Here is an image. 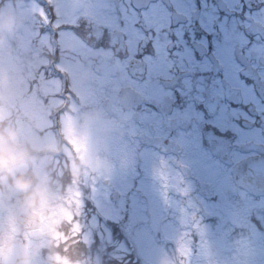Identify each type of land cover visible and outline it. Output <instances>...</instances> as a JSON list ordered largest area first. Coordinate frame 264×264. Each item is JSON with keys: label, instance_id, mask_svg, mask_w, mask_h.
<instances>
[{"label": "flooded vegetation", "instance_id": "af4514ba", "mask_svg": "<svg viewBox=\"0 0 264 264\" xmlns=\"http://www.w3.org/2000/svg\"><path fill=\"white\" fill-rule=\"evenodd\" d=\"M50 6L44 16L58 24L45 45L46 76L74 89L65 31L83 61L103 48L107 146L152 173L168 220L189 229L191 243L199 231L190 228L208 221H222L233 240L264 233V0H107L101 29L61 23ZM171 243L172 256L188 255Z\"/></svg>", "mask_w": 264, "mask_h": 264}, {"label": "rangeland", "instance_id": "374dc122", "mask_svg": "<svg viewBox=\"0 0 264 264\" xmlns=\"http://www.w3.org/2000/svg\"><path fill=\"white\" fill-rule=\"evenodd\" d=\"M39 1L6 0L0 9V110L7 115L0 121V127L16 129L36 151L35 170L50 188L48 209L42 214L46 230L71 225L73 234L83 235L82 241L87 247L97 242L105 246V241L113 240L108 225L119 224L125 240L118 244L119 252L111 257L122 259L126 253L134 252L142 256V264H264L263 232L233 240L231 236L224 237L229 228L222 221L217 224L208 221L190 228L195 235L199 231V240L191 243L189 229H184L176 220H168L169 210L154 196L152 173H138L121 155V146H107V115L102 107L107 96L103 48L93 51L89 62L83 61L81 49L68 41L69 31H65L60 36L66 57L63 69L71 74L74 86L73 89L70 85L69 98L62 92L59 77L46 76L41 66L48 63L45 52L50 50L45 45L53 36L50 27L58 23H50ZM47 1L61 23H73V18H77L78 25L88 22L101 29L107 24V0ZM47 27L49 34L43 31ZM57 114L61 124L55 120ZM49 146L53 150L46 154ZM115 149L118 151L114 152ZM107 178H112L113 188L120 191L119 202L112 199L113 190L104 185ZM159 186L163 190V184ZM209 206V211L221 214L217 209L220 205ZM225 211L230 213V208ZM13 213L14 197L0 188V237L4 238V245L25 242L32 254L38 249L33 264H55L54 260L62 264L111 262L107 255L104 260L100 254L86 263H70L59 257L43 258L44 249L59 247V242H65L66 237L55 243L37 241L21 226L9 238L8 220ZM171 240L188 255L181 257L174 252L176 257L172 256ZM4 245H0V256Z\"/></svg>", "mask_w": 264, "mask_h": 264}, {"label": "clouds", "instance_id": "9594fccd", "mask_svg": "<svg viewBox=\"0 0 264 264\" xmlns=\"http://www.w3.org/2000/svg\"><path fill=\"white\" fill-rule=\"evenodd\" d=\"M6 118V113L0 110V121ZM52 150L51 146L47 147L46 154ZM36 163L33 146L16 129L0 127V188L14 197V213L8 220L9 238L20 231L21 223L35 228L37 237L47 229L41 217L48 209L50 188L47 180L35 170ZM35 251L38 249L33 255H20L16 264H33Z\"/></svg>", "mask_w": 264, "mask_h": 264}, {"label": "trees", "instance_id": "16d2710c", "mask_svg": "<svg viewBox=\"0 0 264 264\" xmlns=\"http://www.w3.org/2000/svg\"><path fill=\"white\" fill-rule=\"evenodd\" d=\"M5 1L6 0H2L0 2V9L4 5ZM42 3L43 5H45L46 10L49 11V13H52V8L47 6V2L45 0H42ZM108 226L116 230L114 232V236H117L120 238L123 237L122 234L120 235L116 234V232L119 231L118 224L110 223ZM59 229L63 232L64 236L66 237V240L59 247H52V249L49 251L52 254L51 257L55 258L57 256H60L63 259L69 260L70 262H76L78 260L85 261L88 255L92 257V260H94V256H96V254H100V255H103L101 256L102 259L107 260V257L110 251L108 250L104 251V249L100 250L97 246H95L93 249L87 247L82 241V238H81L82 235L80 232L73 234L71 225L70 227L63 226ZM112 248L114 249V247ZM105 255H107V257H105ZM129 257L131 260H133V257L131 255H129ZM114 260L116 259H111V262L104 261L103 264H107V263L109 264H135L131 260L129 262H123V261L114 262ZM54 263L62 264L61 262H56V261H54Z\"/></svg>", "mask_w": 264, "mask_h": 264}, {"label": "water", "instance_id": "95a60500", "mask_svg": "<svg viewBox=\"0 0 264 264\" xmlns=\"http://www.w3.org/2000/svg\"><path fill=\"white\" fill-rule=\"evenodd\" d=\"M134 1H140V0H134ZM104 107L107 109V101L104 102ZM104 183L105 185H111L112 180L106 179ZM119 197H120L119 193H115L113 195V198L115 200L119 199ZM18 219L22 221V217L18 216ZM41 221H42V217H41ZM21 225L23 224L21 223ZM27 227L31 230V235L34 239H41L42 237L47 236L51 239L57 240L60 237V232L58 230H51L46 233L42 232L39 235V237H37L36 229L31 226H27ZM2 244H3V238L1 237L0 245ZM22 254L32 255V252L25 243L12 242L5 247L3 254L1 255L0 264H16L18 257Z\"/></svg>", "mask_w": 264, "mask_h": 264}]
</instances>
